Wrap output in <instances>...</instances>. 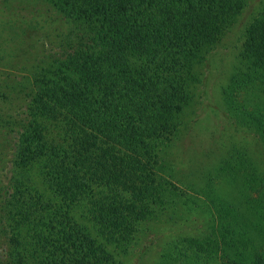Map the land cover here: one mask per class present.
Masks as SVG:
<instances>
[{"label": "trees", "instance_id": "obj_1", "mask_svg": "<svg viewBox=\"0 0 264 264\" xmlns=\"http://www.w3.org/2000/svg\"><path fill=\"white\" fill-rule=\"evenodd\" d=\"M41 2L64 17L66 31L15 137L7 199L0 205L7 247L0 264H128L129 255L124 259L108 243L127 251L141 222L188 195L160 172L158 148L177 133V118L191 99L188 87L199 81L196 66L248 0ZM245 34L225 89L229 104L250 89L260 90L264 101V10ZM228 54L221 52L219 60ZM53 120L60 143L48 138L46 121ZM35 163L43 166V191L23 170ZM207 196L219 219L217 233L241 241L235 209ZM261 217L244 227L262 229L264 211ZM164 259L160 264H172Z\"/></svg>", "mask_w": 264, "mask_h": 264}, {"label": "rangeland", "instance_id": "obj_2", "mask_svg": "<svg viewBox=\"0 0 264 264\" xmlns=\"http://www.w3.org/2000/svg\"><path fill=\"white\" fill-rule=\"evenodd\" d=\"M263 10L264 0H248L242 15L209 50V59L196 66L199 81L188 87L191 99L177 118V133L158 148L164 166L160 172L188 195L174 197L171 209L159 207L141 222L127 251L108 243L110 251L124 259L129 255L128 264H160L163 254L164 262L172 264L180 259L181 264H255L257 256V264L262 263L264 227L253 230L244 225L263 220L264 101L260 90L250 89L229 104L225 89L238 69L246 30ZM65 31L64 17L41 0H0V205L7 199L6 178L17 131L28 121L32 93L39 91L51 61L63 50ZM223 51L229 54L219 60ZM248 112L259 120L251 123ZM46 125L48 138L60 143L58 121ZM42 167L35 163L23 170L43 191ZM207 193L235 209L241 241L217 233L220 223ZM251 207L256 208L254 213ZM191 238L207 240L210 246L206 249L205 242ZM5 242L0 233L1 257L7 254Z\"/></svg>", "mask_w": 264, "mask_h": 264}]
</instances>
